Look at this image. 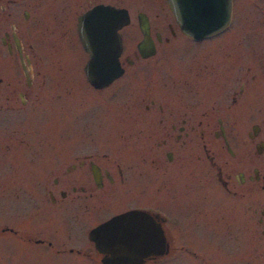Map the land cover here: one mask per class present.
Segmentation results:
<instances>
[{
  "label": "rangeland",
  "instance_id": "374dc122",
  "mask_svg": "<svg viewBox=\"0 0 264 264\" xmlns=\"http://www.w3.org/2000/svg\"><path fill=\"white\" fill-rule=\"evenodd\" d=\"M119 4L128 6L131 14V23L121 30V35L122 56H128L133 64L126 63L125 75L104 89L91 86L83 68L86 56L82 58L80 53L76 54L77 57H70L72 64L67 61L76 71H72L73 82L67 88L64 81L69 79L57 76L58 71L54 67L53 75L51 54H43L49 50V41L46 38L41 40L39 80L43 74L47 76L45 72L51 68V77L48 75L47 79H54L55 85L51 89H36L41 94L35 103V119L31 113V116H18L8 121L7 148L0 149V264H63L76 257H87L89 252L90 256L96 255L92 245L87 243V234L91 227L117 211L114 189L106 185L102 190H95L99 194L94 201L97 205H89L86 211L78 210L76 214L80 224L68 226L61 213L60 203L64 200L57 193L55 204L46 192L50 185H54V178H59L58 189L67 188L69 185L64 180L76 176L77 172L65 177L64 168L76 161L75 156L82 158L89 154L110 169L115 163L128 170L133 167L136 171L149 166L153 154L161 150L158 148L163 137L160 105L179 113L191 108L187 103L195 102L199 118L204 122H215L216 117L222 114H217L214 108H226L223 99L226 89L241 80L243 69L239 70L240 61L225 73L218 66L215 69L221 71L220 78H213V58L231 55L222 54V48L234 49L237 53L235 45H241L236 40L238 33L234 37L233 29L198 43L180 31L163 0H119ZM258 4L264 8V0H234L231 25L239 26L244 21L247 30L253 32L257 25L250 23L262 17ZM138 12H145L153 30L162 36V42H157L156 54L147 59L136 58V44L142 38ZM234 107L238 109L236 105ZM233 120L235 118L229 116L224 121L231 126ZM241 122L236 118L238 127ZM202 138H198L199 145L208 141L216 150L220 143L223 144L221 140L211 139V135L206 134L205 139ZM231 139L237 145L241 144L235 133ZM146 147H149V154L143 152ZM144 155L149 156L146 158ZM225 157L229 159V154L225 153L218 159L223 161ZM67 191L71 192L70 189ZM213 197L215 202L210 201L211 196L199 195V213L188 216V219L192 226L200 228L184 233L182 248L159 264H225L230 256L226 252L229 241L233 242L231 258L235 257L234 264H242V260L246 264H264V236L260 240L263 241L262 246H251L255 230H260V226L250 217V211L247 218L233 217V225L229 227L230 216L226 213L224 192H217ZM146 198L150 203L171 208L159 192L150 193ZM209 201L210 207H207ZM175 213L182 223L187 222L183 211L176 210ZM242 220L247 228L245 241L248 247L245 249L238 248ZM38 238L46 242L51 240L53 246L46 242L36 243ZM72 242L83 245H75V249L84 253H55L65 244L68 250L73 246ZM189 258L192 260H187Z\"/></svg>",
  "mask_w": 264,
  "mask_h": 264
},
{
  "label": "flooded vegetation",
  "instance_id": "af4514ba",
  "mask_svg": "<svg viewBox=\"0 0 264 264\" xmlns=\"http://www.w3.org/2000/svg\"><path fill=\"white\" fill-rule=\"evenodd\" d=\"M163 2L166 3L165 0ZM233 4L234 0H232V12ZM99 5L127 9L130 22L126 26L131 23L129 7L120 5L119 0H0V149L7 148V126L10 119L18 116L28 117L31 113L33 115L31 117L35 119V103L41 94L36 89H51L50 87L55 85L54 79H47L48 75L51 77V68L53 75H55V69L58 71L57 76L69 79L65 80L64 84L67 88L70 87V83L73 82L71 79L74 72L72 71H75L70 57H77L76 54L80 53L82 58L86 56L84 60L86 63L87 56H89L80 35L81 18ZM257 9L262 17L255 23L254 20L250 23L257 25L253 28L254 31L251 30L253 32L247 30V23L244 21L239 26L231 25L230 22L233 19L231 16L230 22L224 29L198 40L184 33L173 17L180 31L198 43L221 35L229 29H233L234 37L238 33L236 40L240 41L241 47L235 45L237 53L234 49L222 48V54L224 52L231 55H225V57L217 55L213 58V78H220L221 71L215 69L218 66H221L222 73H225L240 61L239 70L243 69L240 75L241 80L226 89L223 97L226 108L219 106L214 108L216 113L222 116L218 115L215 122L209 120L204 122L198 116L195 102L187 103L191 105V108L179 113H174L169 107L160 105V111L163 114L160 119L163 137L158 143V148L161 150L154 153V156L152 155L149 166H144L138 171L132 166L133 171L128 170L120 163H115L114 168L110 169L90 154L82 158L75 156L76 161L70 162L63 171L65 177L77 172L76 176L64 180L69 186L65 189H58L60 182L56 177L53 180L54 185L46 189L53 203H57V193L64 200L60 203L61 213L64 215H62L63 222L68 226L72 223L80 224L76 212L86 211L89 205H97L94 201L99 194L95 190H102L106 185H111L114 189V203L117 211L98 222L89 231L114 215L131 209L142 210L152 220L150 224L154 221L160 226L164 246L163 254L149 255L144 259L143 264H159L178 248H182V244L185 243L184 233L200 228L192 226L188 219V216L199 213V195L211 196L210 201L215 202L213 196H216L217 192H224L225 209L230 216L229 227L233 225V217L247 218V213L250 211V217L260 226V230H255L256 235L251 246L254 248L262 246L263 241L260 240L262 235L264 236V8L258 4ZM139 13H137V20ZM259 25L262 28H259ZM124 27L119 30L120 35ZM150 29L156 46V54L157 42H162V36L159 31L153 30L151 23ZM172 34H175L173 30ZM44 38L49 41V50L46 53L43 51V54L46 56L51 54L50 64L52 61L54 64L52 63V66L48 64L51 67L50 71L45 72L47 76L43 74L40 81L41 71L38 64L42 51L39 47ZM123 50L124 46L119 59L124 71L117 79L125 75L126 63L133 64V60L128 56H122ZM136 58L147 59L149 57H142L137 49ZM68 60L71 64L67 62ZM249 62L251 64H248ZM113 82L103 88L91 86L100 90L110 86ZM43 96L45 97L44 94ZM227 101L230 103L227 104ZM235 105L238 109H235ZM229 116L235 118L231 126L224 121ZM236 118L242 121L239 124L240 127L236 124ZM234 127L237 128L236 131ZM233 133L239 136L240 145L231 139ZM206 134L211 135V139L223 142V144L220 143L218 150L210 146L208 141L202 145L198 144L199 136L205 139ZM143 152L149 154V147L144 148ZM225 153L229 154V159L225 157L223 161L219 160L218 158L225 156ZM144 156L147 158L149 155ZM95 171L98 180L95 178ZM91 180L93 185H91ZM154 192L161 193L171 208L150 203L146 197ZM210 201L207 202V207H210ZM176 210L184 212L187 217L186 223H182V220L178 218ZM206 211L210 212L208 209ZM243 223L244 220L240 221V234L238 233L239 247H237L240 249L248 247L245 241L247 228ZM89 231L87 243L92 245L96 255L90 256L89 252L87 257H76L68 261L70 263L64 262L63 264H88L89 261L91 264H104L102 262L104 254L99 252L94 241L90 240ZM35 242L46 241L38 238ZM46 243L53 246L51 240ZM231 243L233 244L229 241L226 245V252H229L230 256L225 264H234L235 257L231 258L234 254ZM65 245L57 248L55 253L68 252L79 255L84 253L83 250L75 249V245H78L76 242H72L73 246L68 250ZM208 246L211 245L208 244ZM242 264L246 263L242 260Z\"/></svg>",
  "mask_w": 264,
  "mask_h": 264
},
{
  "label": "water",
  "instance_id": "95a60500",
  "mask_svg": "<svg viewBox=\"0 0 264 264\" xmlns=\"http://www.w3.org/2000/svg\"><path fill=\"white\" fill-rule=\"evenodd\" d=\"M166 1L181 30L197 40L220 31L231 18L232 0ZM129 22L127 9L105 5L82 16L80 35L89 52L84 70L94 87H105L123 74L119 60L122 52L119 29ZM138 22L142 39L137 43V49L142 57H150L155 54L156 46L147 14L140 12ZM157 37L160 40L159 34ZM95 178L98 180L96 171ZM150 221L144 211L131 209L92 228L89 238L104 254V264H143L147 256L164 252L162 230Z\"/></svg>",
  "mask_w": 264,
  "mask_h": 264
}]
</instances>
